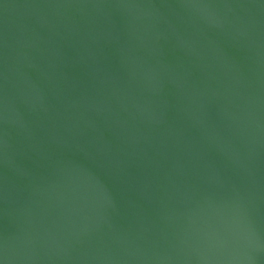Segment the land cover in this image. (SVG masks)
Masks as SVG:
<instances>
[{"label":"water","instance_id":"95a60500","mask_svg":"<svg viewBox=\"0 0 264 264\" xmlns=\"http://www.w3.org/2000/svg\"><path fill=\"white\" fill-rule=\"evenodd\" d=\"M0 264H264V0H0Z\"/></svg>","mask_w":264,"mask_h":264}]
</instances>
